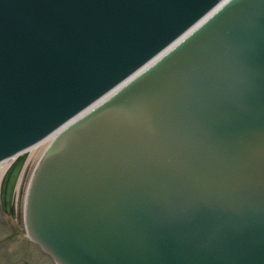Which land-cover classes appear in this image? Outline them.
I'll use <instances>...</instances> for the list:
<instances>
[{
    "label": "water",
    "instance_id": "obj_1",
    "mask_svg": "<svg viewBox=\"0 0 264 264\" xmlns=\"http://www.w3.org/2000/svg\"><path fill=\"white\" fill-rule=\"evenodd\" d=\"M182 1L0 0V160L183 32ZM25 158L0 184L8 215ZM25 228L55 264H264V0H226L65 127L33 173Z\"/></svg>",
    "mask_w": 264,
    "mask_h": 264
},
{
    "label": "rangeland",
    "instance_id": "obj_2",
    "mask_svg": "<svg viewBox=\"0 0 264 264\" xmlns=\"http://www.w3.org/2000/svg\"><path fill=\"white\" fill-rule=\"evenodd\" d=\"M0 264H52L26 237L20 206L13 219L3 217L0 211Z\"/></svg>",
    "mask_w": 264,
    "mask_h": 264
},
{
    "label": "bare ground",
    "instance_id": "obj_3",
    "mask_svg": "<svg viewBox=\"0 0 264 264\" xmlns=\"http://www.w3.org/2000/svg\"><path fill=\"white\" fill-rule=\"evenodd\" d=\"M142 70H144V69L141 68L139 71H142ZM61 130H62V128L58 129L56 132H54L46 140L42 141L37 146H34V147L30 148L28 151L24 152V154L26 153L27 158L24 162V165H23L22 170L20 172V175L18 177L16 186L14 188L13 198H12V206H14L16 209L19 208V206L21 207V209L23 207L27 184H28L29 178L31 176V173L33 171V168L36 165L35 163H37V159H38L39 154L41 155V153L49 145V143L52 141V139L54 137H56L58 132ZM19 156L16 155L12 159L5 161V162L0 164V178L3 174V172L9 166V163L12 160L17 159Z\"/></svg>",
    "mask_w": 264,
    "mask_h": 264
}]
</instances>
